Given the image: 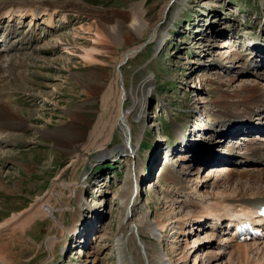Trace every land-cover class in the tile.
Wrapping results in <instances>:
<instances>
[{"label":"rangeland","instance_id":"374dc122","mask_svg":"<svg viewBox=\"0 0 264 264\" xmlns=\"http://www.w3.org/2000/svg\"><path fill=\"white\" fill-rule=\"evenodd\" d=\"M41 1L49 9L47 11L52 10L53 12L51 21L47 25L46 16H41L42 18L26 16L21 19L14 18L12 21H9L5 16L0 21V51L5 48V40L8 39L14 41L19 52H27V49L29 50L32 46L38 47V57L33 59L30 65H26L25 62L21 64L23 67L19 64V66H15L16 69L29 72L27 77L22 78L21 84L13 86L10 83L11 85L8 86H0V101L8 100L12 106L18 107L22 111L26 110L29 120L41 130H53L54 128H57V131L61 130L63 125L71 123L70 114L72 116L79 114L81 117L84 116L81 118L83 123L75 121L74 124H81L79 131L83 132L85 126L82 125L92 122L95 118L92 110L97 107L98 102L92 101L93 96L85 89L82 81L91 76L95 77L99 72L112 77L116 57L122 50L117 46L114 47L111 44L114 42L106 35L96 36L97 29L94 20L73 12L67 0ZM82 1L93 7L99 6L107 9V12L128 11L127 8L132 3V0ZM189 2L187 8L179 14V18L173 17V20L171 10L177 5L174 2V5L171 4L164 23V26H166V22L170 24L168 26L169 33H166L163 45L159 49L155 50L151 44L153 42L145 40L146 34L140 41H137V38L127 39L128 41L124 45L126 50L132 47V43L145 42L138 53L120 65V77L128 95L132 89L138 86L144 76L152 74L151 83L154 82L150 86L149 94L143 96L147 120L143 126L138 146L139 157L133 153L126 154L125 152H119L115 159L112 157L115 153L112 152L113 149H116L119 144L131 142L120 125L114 130V136L112 135V138L107 142L109 153L104 158H96L97 152L95 151L85 153L80 159L81 162L76 164L72 171L69 168H64H66L73 149L77 147L75 146V135H68L69 140H61L57 146L54 142L42 140L36 131L30 129L25 130L24 135H17V142H0V156L3 155L2 152H9L11 153L10 157L21 161L22 166L20 168L0 160V174L3 178L5 175H9L4 179L5 183L3 184L8 189H11V186L20 192L13 191L18 195L8 192L3 194L0 189V220L16 210L27 207L36 195L49 188L54 174L56 176L62 173L60 180L63 179L67 183L71 181L72 185L78 183L73 185L75 190L72 195H68L69 191L60 186L61 191L68 196H59L60 200L55 196H50V200L58 206L54 209L55 217L65 228L64 236L56 239L52 250L54 255L51 264H118L122 260L112 233L120 217V212L123 211V206L117 202L113 195L119 187L128 185L129 182L126 178L128 173L132 174L130 179H132L133 185L130 186L136 189L137 186L133 180L134 172H132L135 158L136 161L140 159V162L137 161L139 162L138 166L141 165L142 167L139 166L140 170L146 172L147 175L142 181L139 180L141 185L139 194L135 193L136 190L133 194V199L137 197L132 205L131 220L137 222L141 217L143 221L148 222L158 216L165 218L164 215L167 211L176 210L178 213L189 212L188 215H191L192 209L190 208L192 206L188 207L181 201H176L179 197L185 199V195L171 191V188L167 190L166 188L173 183L166 177L164 178L161 171L165 165H169L170 170L182 168L183 164L176 156V149H180L178 152L185 155L186 152L181 150L188 146L190 149L194 148L198 153L215 158L217 154L214 153L219 151L222 153L226 148L224 139L227 135L220 137L221 129L225 128L221 123L224 117L223 109L236 104V102L233 103V100L240 98L238 95L241 93L239 87L242 82L252 79L251 77L256 78L254 72L264 74V0H189ZM163 3L164 0H143V7L146 10V18L149 23L159 16L158 10ZM45 13L47 12L45 11ZM198 25L208 30L206 31L208 36L203 40L197 37ZM57 39L62 43H58ZM69 41H73L71 44L76 46L72 48L73 54L67 53L68 45H65V42ZM225 42L228 43L222 47ZM78 46L97 49L98 52L93 55L97 60H83L82 51L77 48ZM229 49L233 50L236 56L239 55V59L233 61L231 54H228ZM11 51H6L3 55L4 59L8 60L15 54V51ZM224 51L226 53L221 54ZM213 60L222 64L212 69L211 62ZM203 63L205 64L203 65ZM257 66L263 67V69ZM246 67H249V71L245 72L244 68ZM199 74H202L201 77ZM196 75L199 76L198 80ZM261 81L260 79L259 82ZM17 86H21L20 90L15 89ZM84 101H86V105L82 106L81 103ZM131 106L132 100L128 98L124 107L129 109ZM88 108L90 109L87 110ZM139 110L140 108H138ZM127 116L128 125H132L133 131L139 133L141 124L135 118V111H130ZM247 119L250 122L252 120V125L257 124L259 120L264 123V115L259 113L251 114L245 118V122ZM245 122L241 127H244L249 135L246 134L244 137L248 135L247 137L264 139V132L259 131L263 128L262 125L254 128ZM219 145L222 149H218ZM160 147L162 150L159 149ZM241 147L244 146H240V149ZM255 165H247L243 168L258 170V168L264 167V163ZM22 168L28 171H24ZM205 170L204 166L195 163L191 164L189 168V171L195 172L199 178H204L208 173V170ZM82 179L85 182L81 188L82 199L80 200L76 194L81 191L79 181ZM53 182L56 184L57 181ZM205 182L207 184H202L200 190L210 191L213 184L212 179L209 178ZM62 202H68L72 207L61 208ZM87 204L93 206L95 204L96 209H88ZM79 208L80 211L73 215L74 210L77 211ZM98 209L99 211H97ZM167 215L171 220L172 213ZM205 222L210 223L209 220H205ZM130 223L133 225V222L128 223V220L121 225L123 257L129 258L130 255L139 253L141 258L146 259V251H143L139 247L141 245H138L139 235H137V231H132ZM140 224L139 226L142 225ZM191 225V223L185 224L178 231L187 232L193 228ZM143 226L141 234L144 233V235L143 240L140 239L141 244L145 243L153 250L155 249L159 255H163L164 251L169 252L172 247L178 246L177 248L180 250L186 245L185 249L188 251L186 262L191 264L195 257L205 259V255L200 253L204 250L206 240L204 235L208 231L210 232L208 227L204 226L198 231L193 229L191 233L187 234L179 233L171 224L162 241H158L155 238L156 235L152 233V229ZM141 229L139 227V231ZM59 232L60 229L57 230L54 227L52 216L49 215H44L40 219L28 223L22 238L26 241L27 247L29 246V251L18 254L20 249L15 250L17 264H40L43 262L50 254L49 247L46 246V238L54 233L59 235ZM80 233H90L89 245L78 243L77 236ZM1 234L0 238L7 235L3 232ZM195 238L197 240L193 241ZM211 239L210 241L215 242L211 247L213 250L219 253L222 250L225 252L223 251V254L220 255L221 258L212 259L213 261L208 264H215V261L219 262L220 260L222 264H226L228 248L218 244L221 239L217 233L212 234ZM159 244L162 245L159 246ZM198 245L201 247H196ZM127 247L131 250L130 253H128ZM190 247L194 250L191 251ZM8 249L11 251V247ZM87 251L88 256L84 255V252ZM91 251H95V258L97 257L92 262L90 260L94 256L91 255L93 254ZM0 264L4 263L0 261Z\"/></svg>","mask_w":264,"mask_h":264},{"label":"bare ground","instance_id":"6f19581e","mask_svg":"<svg viewBox=\"0 0 264 264\" xmlns=\"http://www.w3.org/2000/svg\"><path fill=\"white\" fill-rule=\"evenodd\" d=\"M67 2L70 3V7L72 8L73 12H76V14L85 15L86 17H90L94 20V22L96 23L95 27L97 29V32L95 33L96 36H99V34L106 35L114 42L111 43L112 45H114V47L117 46L122 50L116 57L114 64L115 69H113L112 77L108 76L106 73L99 72V74L96 75L97 77L91 76L89 79H83L82 81L84 83L85 89H87L89 94L93 96L92 101L98 102L97 107L92 110L94 112L95 118L92 122H86L82 125L85 126L83 132L79 131L81 124H74L75 121H81L83 123L81 118H84V116L81 117L79 114L76 116H72L70 114L71 123L63 125L61 127V130L58 129L57 131V128H54L53 130H41L40 127L29 120V117L26 114V110L22 111V109L12 106L8 100L0 101V142H17L18 138L16 136L24 135L25 130L30 129L36 131V133L39 134L42 140L47 142H54L55 144H57V146L60 144L61 140H69L68 135H75V146L77 147L73 149L68 163L65 166L66 168H64H69L72 171L73 169H75L74 167L76 166V164L81 162L80 159L85 153L88 154L93 153L92 151H95L97 152L96 158H104L107 153H109L107 151L109 149V144H107V142L112 138V135L114 136V130L120 125L126 135L129 136V140H131V142H126L123 145L119 144L116 149H113L112 152L115 153H113L112 157L115 159L116 155L119 152H125L126 154L133 153L137 157L139 151L138 146L144 129L143 126L145 125L147 120V116L145 117L144 97L146 96V94H149V91L151 90L150 86L154 82L151 83L152 74H148L146 75V77H143L138 86H136L135 89H132L130 94L128 95V91L125 88L123 80L120 77V65L126 62V59L138 53L143 48L145 42L132 43V47L126 50L124 49V45L128 41L127 39L137 38V41H140L141 38L146 34L145 40L148 42H153L151 44H153L155 50L159 49L161 45H163L162 43L165 39L166 33H169L168 26L170 24H167L166 22V26H164V23L171 4L174 2L175 5H177L176 8L171 10L173 20V17L179 18V14L187 8L190 2L189 0H164V3L158 10L159 16L155 17L150 23L146 18V10L143 7V0H132L131 6H128L127 8L128 11L115 10L111 12H107V9L101 8L99 6L93 7L91 5H87L82 0H67ZM47 10L49 9L46 8L44 2H42L41 0H0V21L5 16L9 21H12L14 18H26V16H46L47 25L48 22L51 21V16L53 15L52 10ZM45 11L47 13H45ZM206 31L208 30L203 26L198 25L196 29V33L198 35L197 37L202 40L205 39V37L208 36V33ZM56 41L58 43H62L59 39H57ZM71 43H73V41L65 42V45H68L67 53L69 54H73L74 51L72 48L76 47ZM227 43L228 42H225L222 47L226 46ZM5 45V48L0 51V86H8L11 84L13 86L15 84L20 85L22 78L27 77V74L29 72L27 70L23 71L16 69L15 66L20 65L21 67H23V65L21 64H24L25 62L26 65H30L32 60L37 59L38 57V47L32 46L29 48V50L27 49V52H19L18 48L16 47L17 45L11 39L5 40ZM77 48L82 51L81 57L83 60H97L96 57L93 56L98 52L97 49H88L84 46H78ZM6 51H15V54L12 55L11 58L6 60L3 57ZM225 53L226 51L222 52L221 54ZM228 54H231L230 56H232V58H230L233 59V61L239 59V55L236 56L233 50L229 49ZM204 64L205 63H203V65ZM211 64L213 65V67L211 68L214 69L222 63L213 60ZM249 67L244 68V71H249ZM255 73L262 76L263 80L259 82V80H255L253 79V77H251L252 79H248L246 80V82H242L241 86L239 87L241 93L238 96H240V98L238 100L237 98L233 100V103L236 102V104H233L232 107H226V109H223L224 117L221 120V123L225 127L224 130L226 131L225 132L222 128L221 135L226 134V137H230L231 140L233 137V139L237 143V146H244V151L239 158L242 161V165L237 166V164H233V158L227 160L223 158H211L207 155L196 152L194 148L190 149V147L186 146L187 148L181 150L186 152L185 155L181 152H178V150L180 149H176V156L183 164L182 168L179 170H170L168 168L169 165H165V167L161 171L164 178L166 177L170 182L173 183L166 189L168 190L169 188H171V191H176L177 193H182L183 195H185V199L179 197V199L176 201H181L183 205H187L188 207L192 206L190 208L192 209V211H190L192 212L190 216L188 215L189 212L183 214V212L178 213L176 210L173 212L167 211V213H165L164 215L165 218H162V216H158L152 218V220L148 222L146 220L143 221L141 217L138 218L139 221L137 222L131 220V216L133 215L132 205H134L137 197L136 196L133 199V194L135 190V193L139 194V191H141V185L139 182L142 181L147 175L146 172L140 170L139 166L141 165L138 166L140 159L137 160L139 162L136 161V158L134 159L135 165L132 172H134L133 180L137 186L136 189L131 187L133 185L131 181L132 179H130L132 178V174L128 173V175L126 176L129 182L128 185L119 187L117 192L113 195L117 202H120L123 206V211H121L122 213L120 212V217L116 222L115 230L112 233V236H114V239L117 242H114L116 243V248L122 256V260L118 264H189L188 262H186L188 258V251L185 249L186 245L180 250L179 248H177L178 246L172 247L170 248L169 252L164 251L163 255H159L155 249L153 250L144 243V245L142 244V249L143 251H146V259H144L143 257L141 258L139 253L135 255L132 254V256L130 255L129 258L127 256L123 257L122 252L124 251V248H121V244H123L121 240L123 231L121 232V225L124 221L128 220V223L130 221L133 222V225H131L130 223V227L133 232L137 231V235H139V238L142 240L144 233L143 235L141 234V232H143L141 227L143 225L145 226V228L152 229V233L156 235L155 238L158 241H162L167 233V228L171 224L175 226L177 231L188 223L192 224L191 227L193 228H191V230L196 229V231H198L200 229H203L204 226L206 228L208 227L210 229V232L208 231L207 234L204 235V237L206 238L204 243V250H202V252L200 253L201 255H205V259L203 260L197 257V260V258L195 257V259H193L191 263L208 264L210 263V261L218 260L219 258H221L220 255L223 254V251L225 252V250H222V252L219 253L218 251H215L211 248L215 243L213 241H210L212 240V234L214 235L217 231L221 230L224 225H229L234 216L239 214V210L244 206H247L248 204H259L261 203V201H264V167L258 168V170H246L243 168L247 165L255 166L256 163H260L264 160V139H261L257 136V138H252V136L247 137L249 135V132H247L244 127H241L245 122V118L249 117L251 114L259 113L261 115H264V74L261 75V73L259 72H254V75H256ZM77 75L79 76L80 74ZM201 75L199 74L200 77ZM199 76L196 75L197 80L199 79ZM20 88L21 86L15 87V89L17 90H20ZM128 98L132 100V106L129 109H126L124 107V104ZM85 102L86 101L81 103L82 106L86 105ZM138 108H140L139 111ZM89 109L90 108H88L87 110ZM133 110L135 111V118L141 124V130L139 133L133 131V126L128 125L129 123H127V115L130 111L133 112ZM246 122L250 126L252 125V120L250 122L247 119ZM262 127V129H259L261 133L264 132V126ZM240 132H243L244 135H248L246 137H244V135L239 136L238 133ZM258 139L262 140L260 143L261 146H259V148L255 152L250 153V151H248L250 146L247 142L249 141L252 144L258 142ZM159 149L162 150L161 147ZM204 149L207 150L206 148ZM223 151H226V149H224ZM2 154L3 155L0 156V160L2 162H9L11 165L20 168L22 167L21 161L12 159L10 157L11 153L2 152ZM194 163L199 164L200 166L208 163L209 165H211V167H218L220 165H223L227 166V168L224 169V171L223 168H219L220 171L224 172L223 174L220 171H216V173H214V170H216V168H210V170L208 169V173L204 176V178H199V175H197L195 172L191 173L189 171L191 164ZM22 169L24 171L26 170L25 168ZM61 174L62 173H59L56 176L54 174L53 178L51 179L52 181L50 182L49 188H47L41 194L36 195L33 200L27 205V207L16 210L0 220V235H2V232L3 234L7 233V235L4 236V238L7 237V239H4L3 237L0 238V261H2L4 264H17L18 260L15 255V250H17L18 248L20 249V251L17 250L18 254H20L21 252L23 254L26 251H29V246L27 247L26 241L22 238V236L24 235L25 227L28 225V223L35 221V219H40L44 215L52 216V223L54 227H56L57 230L60 229L59 235H57V233H54L48 235V237L46 238V246L49 247L50 254L40 264H51L54 255L52 250L55 246L56 239L64 236L65 228L55 217L54 209L58 208V206L54 204L52 200H50V196H55V198L57 197L58 200H60L59 196L66 194L65 192L61 191V187L66 188L69 191L68 195H72L74 194L75 190V186L73 185L78 184L73 183L72 185L71 181L67 183L63 179L60 180ZM212 176L214 177L212 178ZM8 177L9 175H5V177L3 178V176L0 174V189L3 191V194L5 192H8L12 193V195H18L13 191L19 192V190H14V188L11 186V189H8L7 186L3 184L5 183L4 179ZM209 178L213 181L212 189L210 191H201L200 186L206 183L205 181ZM59 180L60 182H58ZM53 181H57L56 184ZM84 182L85 180L83 179L79 181V187L81 191L80 193L76 194V197L80 200L82 199L81 188ZM98 192L97 194H99ZM67 204L68 202H62L60 207H72L71 204ZM87 205L88 206L86 207H88V209H96L95 204L94 206L89 204ZM78 211H80V208L77 209V211L75 209L73 215L76 214V212L78 213ZM97 211H99V209ZM169 213H172L171 220H169L167 215ZM205 220H209L210 223L207 224ZM253 221H255V219H253ZM139 224L141 226H139ZM139 227L141 229L140 231ZM191 230L187 232H178L188 234L191 233ZM90 237V233H80L79 236H77V241L78 243L80 242L83 245H89ZM103 237H105V235H103ZM225 238H223L222 241L220 240L221 242L219 241L218 244H220L221 246L224 245V247L226 246L228 248V251H226L228 256L226 264H264V236L263 238H259L257 240L249 239L247 241H239L236 239L234 240L232 236ZM194 240L197 239L195 238L193 239V241ZM161 245L159 244V246ZM9 247H11V251H9ZM196 247L201 246L198 245ZM127 248L129 250L128 253H130L131 250L129 249V247ZM194 248H191V251L194 250ZM91 252L93 253L91 255H93L94 257L92 256L93 259H91L90 262L94 261V259L97 258H95V251ZM84 255L88 256V251L84 252ZM215 264H222V262L221 260L219 262L215 261Z\"/></svg>","mask_w":264,"mask_h":264}]
</instances>
